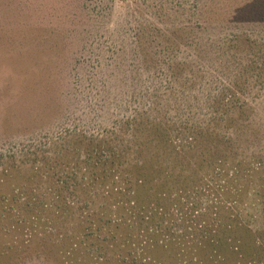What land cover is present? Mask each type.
Instances as JSON below:
<instances>
[{
	"label": "rangeland",
	"instance_id": "374dc122",
	"mask_svg": "<svg viewBox=\"0 0 264 264\" xmlns=\"http://www.w3.org/2000/svg\"><path fill=\"white\" fill-rule=\"evenodd\" d=\"M217 82L243 111L137 190L117 121L184 145ZM263 162L264 0H0V264H264Z\"/></svg>",
	"mask_w": 264,
	"mask_h": 264
},
{
	"label": "trees",
	"instance_id": "16d2710c",
	"mask_svg": "<svg viewBox=\"0 0 264 264\" xmlns=\"http://www.w3.org/2000/svg\"><path fill=\"white\" fill-rule=\"evenodd\" d=\"M245 72H246L245 69H241V71L238 72L237 77L241 82H243V85L241 86H244V83H245V75H246ZM232 82L237 84L239 81L234 79ZM234 96H235V93L233 89L227 86L226 82H222V83L217 82L216 93L215 95H212V97L209 100V104H208L210 108L212 109L211 111L212 113H210L212 114V116L206 113L207 117H204L202 120V122L205 123L206 126H203L202 125L203 123L193 124L195 126L191 124H186L184 126V129L187 130V132H192L191 135H188V136L186 135L182 139L183 142L185 143L184 145H181L180 143H175V142L173 143L172 141L173 138L171 139L170 137L171 128L173 127H170L169 122L165 118V116L156 115L154 116V119L147 117L146 119L142 120V117L140 116V114L138 115L136 114V115H129L127 117L122 118V120L117 121V122H123V123L122 125H119L117 127L118 129L117 133H118L119 139L115 143V146H118V148L115 149V160L120 159L122 157L121 155L132 153L134 155L133 158H135L134 160L135 166L138 169V174H136L135 179H134L136 188L137 190L145 189L146 187L148 188L149 186L147 185L146 178H145L148 172L150 173L152 172L153 174V172L161 171L163 169L161 168L160 165L157 164L159 163L158 158L160 156H163L165 157V159H169V160L170 159L180 160L184 155L188 154V152L190 151L189 149H192L194 148V146H196L197 140L200 141V138L202 139L203 137L205 138L207 143L212 142L213 145L217 144V142L219 141L220 134L215 129H212L211 127H209V124L210 123L217 124L219 121H224L226 122V124H228L230 121V118L233 119V115H234L233 113H229L231 109L238 108L237 111L239 112L243 111L244 102H239L238 99ZM143 124H146V125L143 127L142 126ZM151 126L152 128H150ZM174 128L179 129L178 126ZM167 132H169L170 136L168 135ZM176 133L175 134L178 137V135L181 132L179 133L176 132ZM122 134H126V137H129L130 140H128ZM224 139L226 142L230 143L231 141H233V136L228 134L224 136ZM179 142H181V140ZM184 146H185V149H184ZM92 152L93 151H91V153ZM254 155H256V153ZM166 156H168V158H166ZM136 157H137V160H136ZM189 157L190 156H188V158ZM217 161L219 164L217 162L215 164L220 165V159H217ZM252 164L258 165L259 168L261 166L262 168L261 161H255ZM198 165L199 166H193L191 163H189V170L192 173L193 172L196 173L197 172L196 170H199L201 167L200 164ZM218 165H214L212 170L210 171H214V170L216 171L220 169L221 167H218ZM116 166H119L115 168L116 176L120 174L121 170L127 169V167L124 166L123 160L119 162ZM238 166H239L238 163H235L233 165L234 169L228 170L226 172V176L229 175L230 177H232L231 173L233 174L242 173V171H239ZM179 169H182V167H180ZM168 170H171V169L169 168ZM246 171H250V170L246 169ZM66 183L67 185L71 184L69 180H67ZM195 185L196 184H194L193 186ZM126 187L119 186L117 187V190H122L124 192L126 190ZM135 191L136 190H132V192H135ZM158 193H162V192H158ZM129 202L132 204L135 203L134 200H130Z\"/></svg>",
	"mask_w": 264,
	"mask_h": 264
}]
</instances>
